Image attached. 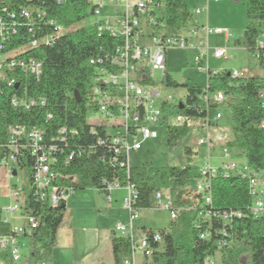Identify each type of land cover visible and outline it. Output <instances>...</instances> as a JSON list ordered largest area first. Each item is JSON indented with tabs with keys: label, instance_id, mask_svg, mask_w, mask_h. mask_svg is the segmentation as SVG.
<instances>
[{
	"label": "trees",
	"instance_id": "obj_1",
	"mask_svg": "<svg viewBox=\"0 0 264 264\" xmlns=\"http://www.w3.org/2000/svg\"><path fill=\"white\" fill-rule=\"evenodd\" d=\"M246 25L241 38L235 43L253 51L261 27L264 26V0H244ZM162 18L170 31L183 29L190 19V12L184 0H163ZM25 0L7 3L8 12L15 13L21 20L19 5ZM86 0H67L56 5L50 0L45 5L47 16L70 30L61 34L50 45H39L28 50L24 56H31L42 63L38 77L27 75L19 69L4 70V75L14 78L16 83L8 85L0 81V146L8 136L11 126L36 127L42 131V144L53 146L55 159L53 170L57 173L55 184L71 190L96 188L108 194V187L118 183L121 187L131 184L136 190V207L151 206L155 191L165 190L171 199V208L176 217L163 229H143L152 236L158 232L161 241H151L153 255L151 264H198L220 254L221 264H239L240 259L250 252V264H264V216L254 217L251 213L252 195L248 181L242 176L217 172L211 178L205 191H197L200 179L199 167L191 164L193 151L184 148L186 162L183 166H121L123 157H114L111 143L104 127L89 120V110L94 106L87 102V83L92 72L88 60L109 52L119 40L107 32L100 35L86 25L72 29L89 16ZM1 9V8H0ZM32 27V32L23 28L13 36L2 52L8 55L14 47L24 42L21 34L38 38L47 32ZM163 34L165 33H156ZM25 57V58H26ZM162 83L167 87L185 88L181 104L164 108L166 115L181 114L190 121L177 126L166 127V143L174 148L197 128H202L208 109L218 105L228 107L231 116V137L222 146L229 148L234 156H243L264 183V105L257 97L264 88V78L254 76L232 78L228 71L207 72L206 87L188 86L175 81L164 72ZM222 91V104L206 101V96ZM13 95L33 100L29 108L13 106ZM181 107V108H180ZM215 125L216 123L210 122ZM64 128L65 132L60 130ZM72 130V132H70ZM0 148V157L3 154ZM72 153L68 159V153ZM34 156H21L20 170L24 172V210L39 219L37 229L29 235L31 248L27 264L50 263L56 246L57 231L65 211L64 202L50 205L37 200L31 182ZM210 201L206 202L204 194ZM226 213L227 218L221 215ZM7 233L6 228L0 229ZM203 235V237H201ZM222 242V245L218 243ZM132 252L127 236L111 237L113 264H122ZM0 260L11 264L9 253L0 250Z\"/></svg>",
	"mask_w": 264,
	"mask_h": 264
},
{
	"label": "built area",
	"instance_id": "obj_2",
	"mask_svg": "<svg viewBox=\"0 0 264 264\" xmlns=\"http://www.w3.org/2000/svg\"><path fill=\"white\" fill-rule=\"evenodd\" d=\"M25 1L24 5H19L17 14L21 20H17L14 12L6 10L7 3L14 4V0H0V81H5L8 85L15 84L16 81L14 78L6 77L4 70L19 69L27 75L38 77L42 63L31 56H24L26 51L35 49L41 44L50 45L61 34L70 30L47 16L48 10L45 5L50 0ZM53 1L56 5H63L67 0ZM86 2L88 14L93 19L84 25L95 30L98 35L107 32L119 40L111 51L96 54L88 60L89 65L92 66V72L87 83V102L94 106L89 110V120L104 127L111 143L113 156L123 157L120 165L128 170L131 166L129 164L130 153L140 150L143 141L157 138L156 128L164 126L160 124L163 120L170 126L190 121L181 114L166 115L164 110L166 106L173 107L181 104L184 96L175 102L171 95L162 94L157 85L153 83L154 70L165 68L167 49H197L199 55L195 57V61L202 68L200 56L207 57L209 48L207 43L201 40L194 44V39L200 32H203L206 37L213 34L223 35L225 40H228L230 33L225 28H211L207 24L189 28L185 35L170 31L161 20L163 0H86ZM200 12L199 9L194 11L195 14H200ZM36 23H38V28H45L47 32L38 38H30L22 33L21 38L24 42L10 51L16 54L8 55L2 52L5 45L20 30L24 28L25 32L28 30V33H31ZM260 30L252 52L259 65L264 66V26ZM156 33H165L166 42H157ZM224 55L223 48H216L212 51V56L215 58ZM228 75L232 78L252 77L236 71L228 72ZM257 97L264 105V88L258 90ZM209 99L213 103L222 104L225 94L217 91L206 96V101ZM10 101L13 106L20 105L24 108H29L35 103L33 100L16 95H13ZM96 111L100 113V116L93 114ZM220 118V113H217L213 120L209 117L205 118L202 127L205 137L197 140L198 146L206 144L209 148L212 145L209 134L213 124L211 125L210 122L215 123ZM262 125L264 126V121ZM60 132L64 133L65 129L62 128ZM217 136L219 139L223 138L222 133H218ZM42 139V131L36 127H9L7 140L0 146L4 151L0 157V168H3L7 178H18L20 157L26 154L34 156L31 174L34 193L37 200L54 206L65 202L73 190L54 183L57 178L52 165L55 162L51 154L54 147L45 146L42 144ZM221 147L222 161L216 166L211 164V154L208 150L204 163L199 167L200 179L195 184L196 190L206 191L210 186L211 178L218 171L226 175L238 174L248 181L252 195V215L254 217L264 216V201L260 197L262 194L260 186L263 181L259 178L258 172L246 162L237 165L235 161L229 160L231 155L229 148L222 145ZM71 156L72 153L69 152L68 159H71ZM12 186L13 188L7 191L9 203L0 206V229L3 227L7 229V233L0 231V250L9 253L11 264H19L18 261L21 259L19 239L29 238L32 231L37 229L39 219L24 210L22 186ZM113 189L125 190L123 207L129 213L128 223H118L115 226V231L127 236L131 241V255L122 264H139L135 257L136 251H139L143 261L151 260L154 248L150 242L159 243L161 239L158 232L149 236L143 231L135 239L133 222L138 218L140 209L135 205L137 198L135 188L129 183L121 187L115 182L109 185L108 192L110 193ZM153 199L158 208L163 207L169 212L170 220L176 217V211L171 208V199L166 192L155 191ZM204 199L206 202L210 201L208 193L204 194ZM221 216L227 218L226 213ZM198 264H213V258L205 259Z\"/></svg>",
	"mask_w": 264,
	"mask_h": 264
},
{
	"label": "rangeland",
	"instance_id": "obj_3",
	"mask_svg": "<svg viewBox=\"0 0 264 264\" xmlns=\"http://www.w3.org/2000/svg\"><path fill=\"white\" fill-rule=\"evenodd\" d=\"M191 14L186 26L175 31L180 35H185L186 30L194 26H206L211 28H225L229 31L230 37L226 41L223 35L205 36L200 32L194 39V44L200 40L207 43L209 55L200 56L202 68H200L195 57L199 55L197 49H175L166 51V63L164 69H155L153 83L162 94L171 95L175 102L185 94L183 87H167L162 83L163 72L169 74L175 81L188 86L206 87L207 72H243L245 76L264 78V66L259 65L254 57V53L244 46L235 42L241 38L246 25V12L244 0H184ZM196 9L201 10L200 14H195ZM89 15L84 20L76 24L72 29L80 27L84 23L92 20ZM216 48H223L225 55L220 58L212 56V51ZM220 113L221 118L216 120V124L210 128V139L212 145L208 148L206 144L197 145L199 138L205 137L203 128H197L186 138L180 140L176 147L171 148L166 143V127L156 128L158 137L142 142L141 149L131 152L129 164L131 166H183L186 162L184 148L190 147L193 151L191 164L200 167L207 156L208 150L211 154V164L216 166L222 160L221 145L225 140L230 139L231 116L230 109L225 106H215L208 109V117L213 120L214 116ZM100 116L99 112L93 113ZM222 133L223 138L219 139L217 134ZM229 160L235 161L237 165L245 162L243 156L230 155ZM24 172L18 171V178H7L3 168H0V206L9 203L7 191L13 188L12 185L23 186ZM264 201V183L260 186ZM111 193L116 200L109 201V195L98 191L96 188L76 189L65 200V211L62 223L57 231L56 246L52 253V264H113L111 255L112 235L121 236L115 231L118 223H128L129 213L123 207L125 190H112ZM163 192H166L162 189ZM124 196V197H123ZM151 206L141 208L138 211V218L134 220L135 239L139 237L143 229H163L170 223L169 212L156 206L153 195L151 196ZM20 264H27V257L30 253V239L21 237L20 239ZM136 260L139 264H151V260H142L139 251L135 252ZM50 262V263H51ZM0 264H9L0 260ZM213 264H221L220 254L213 257ZM239 264H250L249 250L244 253Z\"/></svg>",
	"mask_w": 264,
	"mask_h": 264
},
{
	"label": "crops",
	"instance_id": "obj_4",
	"mask_svg": "<svg viewBox=\"0 0 264 264\" xmlns=\"http://www.w3.org/2000/svg\"><path fill=\"white\" fill-rule=\"evenodd\" d=\"M185 2V1H184ZM173 32H175V31H173ZM176 33V32H175ZM225 39V38H224ZM227 41V40H226ZM117 190H121V189H117ZM113 191H111L110 193H108V195H109V201H112V200H116V198L115 197H113V195L111 194ZM125 194H126V192H125ZM124 197V196H123ZM15 223H16V221H14ZM19 221H17V223H18ZM112 255V254H111ZM97 262V261H96ZM95 262V264H97ZM91 263H93L92 261L89 263V264H91ZM20 264V263H19ZM47 264H52V262L51 263H47ZM54 264V263H53ZM86 264V263H85Z\"/></svg>",
	"mask_w": 264,
	"mask_h": 264
},
{
	"label": "bare ground",
	"instance_id": "obj_5",
	"mask_svg": "<svg viewBox=\"0 0 264 264\" xmlns=\"http://www.w3.org/2000/svg\"><path fill=\"white\" fill-rule=\"evenodd\" d=\"M156 41L157 42H166V35L156 34Z\"/></svg>",
	"mask_w": 264,
	"mask_h": 264
},
{
	"label": "water",
	"instance_id": "obj_6",
	"mask_svg": "<svg viewBox=\"0 0 264 264\" xmlns=\"http://www.w3.org/2000/svg\"><path fill=\"white\" fill-rule=\"evenodd\" d=\"M181 108V107H180ZM13 174H15V172H13ZM64 204H65V202H64Z\"/></svg>",
	"mask_w": 264,
	"mask_h": 264
}]
</instances>
